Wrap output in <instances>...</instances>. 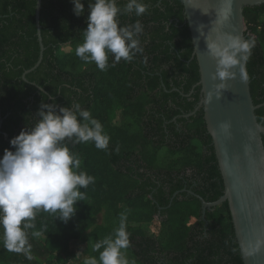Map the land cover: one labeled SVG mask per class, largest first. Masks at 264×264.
Wrapping results in <instances>:
<instances>
[{
  "label": "trees",
  "instance_id": "trees-1",
  "mask_svg": "<svg viewBox=\"0 0 264 264\" xmlns=\"http://www.w3.org/2000/svg\"><path fill=\"white\" fill-rule=\"evenodd\" d=\"M36 1L0 0L1 157L12 147V138L35 126L41 103H52L51 96L60 106L80 103L100 121L110 141L107 150L91 141H66L79 154V171L95 182L81 189L86 198L68 222L47 212L37 214L27 254L7 251L0 239V264L98 259L94 246L114 238L121 213L126 215L127 250L140 264H244L228 204L203 215L201 201L187 192L212 203L223 195L224 183L203 108L194 113L201 101V87H196L200 73L183 1L143 0L145 15L119 16L121 26L140 20L144 51L131 62L122 59L101 71L75 54L87 28L88 0L83 16L75 15L72 0H43L44 57L26 82L22 75L40 53ZM126 3L118 0L120 7ZM244 19L246 39L255 41L247 68L257 106L264 104V4L245 7ZM256 117L264 127V106ZM162 151L166 160L161 167ZM154 223L159 227L147 233L145 227ZM32 231L41 235L32 236Z\"/></svg>",
  "mask_w": 264,
  "mask_h": 264
},
{
  "label": "clouds",
  "instance_id": "clouds-1",
  "mask_svg": "<svg viewBox=\"0 0 264 264\" xmlns=\"http://www.w3.org/2000/svg\"><path fill=\"white\" fill-rule=\"evenodd\" d=\"M72 3L75 15H85L84 0H72ZM87 9L83 43L75 49L82 61L95 63L99 70L107 71L122 59L131 62L143 53L140 36L144 28L140 20L121 26L118 18L145 15L148 5L143 0H127L123 7L118 5V0H88ZM228 10V6L221 10L219 23L228 19ZM254 46V40L232 33L208 43L209 54L216 60L212 79L221 81L217 91L226 86L235 75L233 69L249 58ZM48 99L53 102L41 103L35 126L12 138V147L6 148L0 158V239L9 252L30 251L29 230L35 228L34 221L40 211L68 222L76 214L78 202L86 198L81 189L95 182L93 176L79 171V154L72 152L66 141L74 144L91 141L99 150L109 147L110 137L89 110L78 102L69 107L60 106L54 96ZM125 221L126 215L121 213L114 238L109 236L97 242L94 250L99 252V258H86L84 264H130L122 251L130 245ZM31 235L38 237L41 233L32 231Z\"/></svg>",
  "mask_w": 264,
  "mask_h": 264
},
{
  "label": "water",
  "instance_id": "water-1",
  "mask_svg": "<svg viewBox=\"0 0 264 264\" xmlns=\"http://www.w3.org/2000/svg\"><path fill=\"white\" fill-rule=\"evenodd\" d=\"M42 1H36L35 15L39 59L33 68L23 73L22 79L26 82L27 75L41 65L45 52L40 23ZM182 1L192 38L193 58L197 60L200 73L196 87H201V101L194 113L203 108L224 183L223 195L212 203L187 192L201 201L203 215L207 209L227 203L243 263L264 264V127L256 117V111L264 104L256 106L253 102L247 60L233 69L235 75L217 91L221 81L212 79L216 60L208 50V43L218 41L225 33L246 39L244 8L261 6L264 0ZM225 6L229 8L228 19L219 23ZM1 127L2 121L0 131Z\"/></svg>",
  "mask_w": 264,
  "mask_h": 264
},
{
  "label": "rangeland",
  "instance_id": "rangeland-1",
  "mask_svg": "<svg viewBox=\"0 0 264 264\" xmlns=\"http://www.w3.org/2000/svg\"><path fill=\"white\" fill-rule=\"evenodd\" d=\"M245 31H246V25H245ZM66 50H69L70 52H71V48H69V47H67L66 48ZM165 152L164 151H162L161 152V154L159 155V158H158V162H157V164H158V166H165V164H164V160H166L165 159ZM98 222L99 223H101L102 222V218L101 217H99V219H98ZM159 227V225H158V223H154V224H152V225H150V226H146L145 227V230H146V232L147 233H149V234H153L154 232H155V230H156V228H158ZM123 252H124V254H125V256L127 257V259L129 260V262H130V264H140V262L139 261H137L133 256H132V253H130L127 249H125V250H122ZM3 264H9V263H3ZM61 264H71V260H65V261H63Z\"/></svg>",
  "mask_w": 264,
  "mask_h": 264
},
{
  "label": "flooded vegetation",
  "instance_id": "flooded-vegetation-1",
  "mask_svg": "<svg viewBox=\"0 0 264 264\" xmlns=\"http://www.w3.org/2000/svg\"><path fill=\"white\" fill-rule=\"evenodd\" d=\"M181 192H185V190H183V191H181ZM181 192H179V193H181ZM179 193H178V194H179ZM188 194H189V193H188ZM204 219H205V218H204Z\"/></svg>",
  "mask_w": 264,
  "mask_h": 264
}]
</instances>
